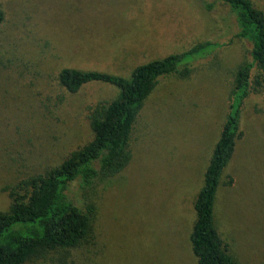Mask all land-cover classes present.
Here are the masks:
<instances>
[{
    "label": "rangeland",
    "instance_id": "obj_1",
    "mask_svg": "<svg viewBox=\"0 0 264 264\" xmlns=\"http://www.w3.org/2000/svg\"><path fill=\"white\" fill-rule=\"evenodd\" d=\"M264 10V0H252ZM215 3L212 9L208 4ZM0 212L4 187L59 164L93 139L88 114L117 97L109 83L77 93L58 82L65 67L131 76L140 64L205 40L223 46L192 74L164 77L145 102L132 159L94 188L89 264H197L194 203L227 119L234 78L250 45L236 37L217 0H0ZM240 137L216 199V223L239 264H264V99L245 100ZM31 264H45L34 262ZM49 264V263H46Z\"/></svg>",
    "mask_w": 264,
    "mask_h": 264
},
{
    "label": "trees",
    "instance_id": "obj_2",
    "mask_svg": "<svg viewBox=\"0 0 264 264\" xmlns=\"http://www.w3.org/2000/svg\"><path fill=\"white\" fill-rule=\"evenodd\" d=\"M217 1L228 5L237 22L236 37L247 41L250 49L236 71L227 119L195 199L190 241L197 264H239L217 227L216 199L241 135L243 104L254 91H260L264 99V10L252 0ZM214 4H208V9ZM4 18L0 6V25ZM222 46L217 41H201L185 51L140 64L129 77L63 68L58 82L67 92L105 82L116 86L119 94L90 108L88 119L94 133L90 142L56 166L4 187L11 202L7 211L0 212V264H89L83 252H90L86 247L95 237V185L118 175L131 162L133 130L145 102L162 78L189 77L195 62L208 60Z\"/></svg>",
    "mask_w": 264,
    "mask_h": 264
}]
</instances>
